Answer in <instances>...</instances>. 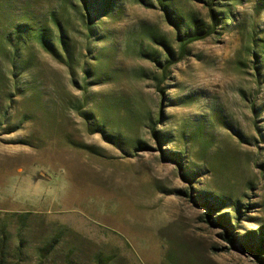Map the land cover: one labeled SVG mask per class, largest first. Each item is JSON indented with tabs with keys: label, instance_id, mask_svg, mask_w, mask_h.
Returning <instances> with one entry per match:
<instances>
[{
	"label": "rangeland",
	"instance_id": "obj_1",
	"mask_svg": "<svg viewBox=\"0 0 264 264\" xmlns=\"http://www.w3.org/2000/svg\"><path fill=\"white\" fill-rule=\"evenodd\" d=\"M116 1L89 39L81 0H0V264H261L264 0ZM210 8L233 17L163 73Z\"/></svg>",
	"mask_w": 264,
	"mask_h": 264
},
{
	"label": "trees",
	"instance_id": "obj_2",
	"mask_svg": "<svg viewBox=\"0 0 264 264\" xmlns=\"http://www.w3.org/2000/svg\"><path fill=\"white\" fill-rule=\"evenodd\" d=\"M172 0H159V3L165 8L169 9V5ZM139 2L142 5H150L145 0H139ZM169 2V4H168ZM217 6H221V4H217ZM81 14H82V21L86 28L85 35L87 38H94L96 37V28L103 25V22H97L96 18L97 15L109 16L111 14H114L116 12V8L118 7L116 0H81ZM225 7V6H221ZM233 14L231 11H221L217 12L214 8H210L209 10V19H210V26L208 27V30H205L203 28H200L197 26L194 30H188L182 38H179L180 43V50L177 60H165L166 63L161 65V69L163 70V73H165L173 64L178 63L181 61L187 54V47L190 43L206 39L207 37L211 36L212 34L216 33V30L220 27L223 29V26L227 25L229 23L228 19L232 18ZM58 33L54 37L51 38L48 36L49 29L40 28L39 30H36L32 26L24 25L21 27V29L18 31V38L21 39L22 43H25V36L28 34L33 35L37 42L40 44L41 48L50 54L55 60L62 63L65 67H67L69 73L72 76H75L78 71L79 67L82 62H80V54H77L75 47L71 44L72 38L68 35V30L65 29L60 24L57 25ZM206 31V32H205ZM91 48L87 47L85 50L86 53L90 55V57H95L93 59H97L98 56H101V52L94 50H90ZM91 53V54H90ZM85 54V55H87ZM171 56V55H170ZM157 63V62H156ZM14 68V66H13ZM83 74V82H87V80L90 77H97L94 82H92V85H100L103 83L101 79H104V77H109V74H98L96 70H86V68L82 69ZM105 82V80H104ZM81 86L82 82L80 81ZM260 235H257L256 241L254 240L253 243L247 241L246 239H241L240 244L242 245L243 249L247 252L248 255L253 257L256 261H258L261 264H264V230L260 231ZM255 232H253V237L255 238ZM225 239L231 243L234 244L237 240V236L235 233L227 230L225 233ZM253 239V238H252Z\"/></svg>",
	"mask_w": 264,
	"mask_h": 264
}]
</instances>
